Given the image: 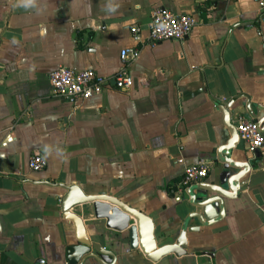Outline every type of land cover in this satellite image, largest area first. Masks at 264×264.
<instances>
[{"label": "crops", "instance_id": "obj_1", "mask_svg": "<svg viewBox=\"0 0 264 264\" xmlns=\"http://www.w3.org/2000/svg\"><path fill=\"white\" fill-rule=\"evenodd\" d=\"M157 8L197 23L184 38L135 42L129 27L145 39ZM133 45L129 88L110 82L76 104L53 92L57 66L111 77ZM221 104L232 124L243 116L264 131V17L254 0H0V264H68L79 233L61 208L64 185L118 199L152 219L158 245L174 242L193 210L185 190L171 191L185 165L206 163L204 183L223 172L217 149L230 134ZM34 152L46 157L43 170L29 169ZM246 156L252 167L237 196L224 198L223 218L186 231L179 256L131 248L90 202L71 211L84 237L108 250L107 264H264V154L238 137L232 158Z\"/></svg>", "mask_w": 264, "mask_h": 264}, {"label": "water", "instance_id": "obj_2", "mask_svg": "<svg viewBox=\"0 0 264 264\" xmlns=\"http://www.w3.org/2000/svg\"><path fill=\"white\" fill-rule=\"evenodd\" d=\"M222 110L224 124L229 130L226 143L217 149L218 157L223 162V172L219 175L217 183L198 182L185 189L188 202L193 207L182 219L180 232L174 242L158 245L154 237L152 219L143 212L122 204L116 198H107L104 195L90 196L84 194L76 185H64L67 189L60 199L61 208L66 219L73 222L79 235L76 243L66 246V261L68 264H81L85 258L93 256L101 264L111 262L110 253L106 249L92 244L84 237L83 223L80 216L71 211L74 205L91 203L92 213L95 218L105 220V226L117 231H125L129 238L131 248L139 247L143 254L152 259L173 253L182 255L187 244L186 231H197L201 226H209L223 218L224 198L237 196V191L242 185V177L252 167L250 160H234L233 150L238 142V133L235 125L230 122L228 106L219 105ZM256 121V120H255ZM236 172H231L232 170ZM131 219L133 221L130 223ZM197 223L190 225V221ZM93 247H92V246ZM94 248V252H92ZM209 255V253L207 254Z\"/></svg>", "mask_w": 264, "mask_h": 264}, {"label": "built area", "instance_id": "obj_3", "mask_svg": "<svg viewBox=\"0 0 264 264\" xmlns=\"http://www.w3.org/2000/svg\"><path fill=\"white\" fill-rule=\"evenodd\" d=\"M259 12L264 17V0H254ZM197 23L192 14L174 13L165 8H157L152 12L151 21L144 39L142 30L138 25H131L132 38L137 43L144 40L157 42L166 39L184 38L191 33ZM140 48L137 45L123 47L119 52L121 67L111 76H103L92 68H76L59 65L49 73V81L53 92L60 94L70 102L76 104L106 90L110 86L120 89L129 88L132 76L128 71L130 61L136 59ZM238 137L244 140L252 152L260 150L264 154V131L257 121L239 117L235 124ZM182 161V159H178ZM47 166L46 157L40 152H34L28 159L30 170L40 171ZM208 173V165L204 162L187 164L178 181L172 184L171 191L179 196L187 187L194 183L203 182Z\"/></svg>", "mask_w": 264, "mask_h": 264}, {"label": "clouds", "instance_id": "obj_4", "mask_svg": "<svg viewBox=\"0 0 264 264\" xmlns=\"http://www.w3.org/2000/svg\"><path fill=\"white\" fill-rule=\"evenodd\" d=\"M31 3V0H24V4H25V6H27L28 4H30Z\"/></svg>", "mask_w": 264, "mask_h": 264}]
</instances>
